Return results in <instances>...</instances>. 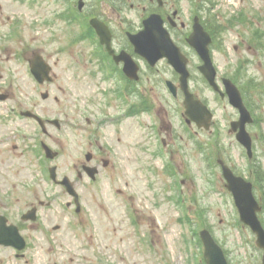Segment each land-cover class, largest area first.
Here are the masks:
<instances>
[{
    "label": "rangeland",
    "instance_id": "obj_1",
    "mask_svg": "<svg viewBox=\"0 0 264 264\" xmlns=\"http://www.w3.org/2000/svg\"><path fill=\"white\" fill-rule=\"evenodd\" d=\"M217 9L219 18L224 20L242 11L250 20L247 24L236 21L235 26L228 27L227 52L218 61L221 67L228 62L233 69L248 59L243 69L245 74L238 80L246 84L254 77L261 84L252 86L251 96L247 97V105L258 116L257 121L248 125L254 140V157L248 158L230 129L231 121L238 118V111L227 99L213 97L203 87L201 93L210 99L215 122L211 131L197 130L195 125L186 124L182 100L168 95L162 98L165 87H153L150 93L160 110V119L145 113L140 128L132 123L125 126L119 134L125 139V145L118 157L121 170L118 180L108 181L109 173L102 172L93 181L88 177L78 179L75 172L84 145L81 137L73 133L71 116L76 89L90 93L95 87L85 69L77 70L72 77L73 57L67 50L59 49L64 44L63 36L60 34L55 40L45 26L32 22L36 23L39 18H57V3L0 0V30L3 29L1 18L9 16L6 19L9 23L12 18H20L21 22L20 36L12 34L4 43L7 68L1 70L6 83L0 80V88L7 89L12 98L0 102V136L11 137L9 149L12 144L19 146L13 148L10 174H5L6 166L0 163V212L8 211L18 224L20 213L31 203L51 202L40 208L37 225L25 223L21 228L29 243L25 255L18 258L12 247H2L0 264H190L179 207L172 199L179 183L174 184V174L167 171L170 164L177 173L176 181H182L179 185L184 191L194 230L207 227L223 246L231 264H261L263 250L257 246L256 235L249 226L241 222L216 159L223 158L239 174L254 181L256 196L263 205L260 217L264 223V183L256 184L251 174L252 163H261L264 168V35L263 46H258L254 38L256 29L264 30V0H218ZM26 46L29 57L37 50L50 58L52 64L57 62V81L47 85L51 96L46 101L39 93L44 86H38L28 64L19 56ZM82 58L86 62L85 55ZM55 95L59 100L54 99ZM36 103L65 123L57 132V149L61 150L57 158L58 174L59 178L65 174L71 177L80 193V212L74 210L75 206H66L71 197L64 187L49 179L46 166L32 152L31 147L37 146L38 138L33 133L36 124L18 119L19 109L33 110ZM78 104L80 107L83 101L79 99ZM160 120L169 143L165 153L159 151L160 141L157 131L153 130ZM108 127L107 132L114 128ZM24 132L26 137L20 140ZM55 225L60 227L54 229ZM203 251L201 244L197 250L200 264H206Z\"/></svg>",
    "mask_w": 264,
    "mask_h": 264
},
{
    "label": "flooded vegetation",
    "instance_id": "obj_2",
    "mask_svg": "<svg viewBox=\"0 0 264 264\" xmlns=\"http://www.w3.org/2000/svg\"><path fill=\"white\" fill-rule=\"evenodd\" d=\"M213 0H57L60 12L63 15V23L67 26L66 32L75 39L73 42L89 41L92 45L86 48H79L74 64V70H86L90 82L94 85L93 92L86 93L81 89H76L74 97L73 111L75 117L72 118V127L78 130L82 139L85 140L86 149L91 151L90 163L95 164L104 161L106 153L117 149L119 143L115 140L114 134L104 133L105 127L95 121V112L104 106H113L115 109L124 112H140L143 106V97L150 105L144 106L146 109L157 111L156 104L151 98V93L146 88L158 87L155 78L154 68L143 64L141 57L136 52L129 40V33H139L143 28L144 19L151 13H159L163 20V25L168 29L172 38L180 46L181 50L189 57V64L195 62V49L188 43V37L196 29V26L203 27L214 39L221 31L220 18H212ZM127 12V18L124 14ZM97 17L111 32V47L115 53L108 52L106 44L99 40L95 28L91 25V20ZM213 43L211 44V46ZM85 55L86 62L82 61ZM118 55H122L119 59ZM135 60L139 64V77L128 76L125 72V65L128 61ZM106 62L111 70V75H105ZM135 67V64H134ZM56 76V73H54ZM135 76V75H134ZM144 88L142 90V86ZM181 92L176 96H179ZM57 99V96H56ZM83 101V107L97 108L85 115L83 118L77 115L78 100ZM44 109V107H42ZM95 111V112H94ZM44 111L47 131L40 127L42 135L41 143L48 142L50 145L57 144V136L51 130L53 123L51 117ZM4 145L8 143L6 138L1 140ZM104 141L108 143L109 149L104 146ZM52 143V144H51ZM104 152V155L99 151ZM10 154H0V160L6 162ZM84 166V164H83Z\"/></svg>",
    "mask_w": 264,
    "mask_h": 264
},
{
    "label": "water",
    "instance_id": "obj_3",
    "mask_svg": "<svg viewBox=\"0 0 264 264\" xmlns=\"http://www.w3.org/2000/svg\"><path fill=\"white\" fill-rule=\"evenodd\" d=\"M144 40L149 41L150 45L154 47V49L159 50L161 48V41L165 40V37H156L150 34H147ZM32 69L36 76H39L41 72L44 70L41 67V62L39 59H35L32 63ZM229 94L231 102L240 109L241 117L240 120L233 122L234 130H238L237 137L238 139L248 148L249 153L251 154V137L246 130V122H251L252 117L248 109L243 103L239 90L234 85H229ZM186 104L188 107L187 113L194 118L198 125H201L204 122L205 126H209V120L212 117L211 112L207 109V107L202 104L200 101L195 100L191 94L186 93ZM223 171L226 179L228 180L227 186L233 191L237 206L239 207L241 217L244 221L249 223L254 231L258 234V244L261 247H264V229L257 217L256 211L260 210V206L255 200L252 194V184L244 180L240 176H236L233 174L232 170L225 164H223ZM63 183H67L65 179ZM69 191L76 195L77 194L73 190V187L69 186ZM13 236L4 237L2 241L4 243H14L15 238L17 237L16 233L10 232ZM203 239L206 245L205 258L208 264H228L222 248L216 243L211 234L204 230L202 232ZM14 239V240H13ZM1 240V239H0ZM264 261V258H263Z\"/></svg>",
    "mask_w": 264,
    "mask_h": 264
},
{
    "label": "trees",
    "instance_id": "obj_4",
    "mask_svg": "<svg viewBox=\"0 0 264 264\" xmlns=\"http://www.w3.org/2000/svg\"><path fill=\"white\" fill-rule=\"evenodd\" d=\"M259 174H260V176H259V177H261V172H260V170H259Z\"/></svg>",
    "mask_w": 264,
    "mask_h": 264
}]
</instances>
